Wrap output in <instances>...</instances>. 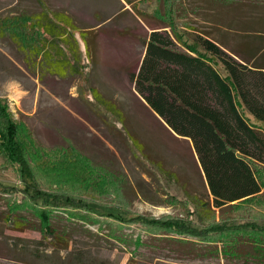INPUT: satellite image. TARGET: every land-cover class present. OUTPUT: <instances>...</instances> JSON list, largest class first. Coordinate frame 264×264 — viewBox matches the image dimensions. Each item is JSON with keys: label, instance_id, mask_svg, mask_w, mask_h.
Here are the masks:
<instances>
[{"label": "rangeland", "instance_id": "374dc122", "mask_svg": "<svg viewBox=\"0 0 264 264\" xmlns=\"http://www.w3.org/2000/svg\"><path fill=\"white\" fill-rule=\"evenodd\" d=\"M53 13L70 22L58 45L80 58L86 79L39 69L30 51L3 30L4 19L33 14L47 21ZM164 25L187 42L204 35L264 53V0H0V103L6 107L0 109V123L8 112L31 131L42 152L39 190L77 200L75 206L50 197L39 201L56 210L53 218L65 230L68 248L49 243L38 230L12 229L2 198L25 201L33 191L0 142V187L7 191H0L6 193L0 196V264H67L70 251L79 250L93 264H264V258L243 262L232 256L233 243L201 241L146 220L177 217L200 228L258 217L264 225V167L257 166L263 189L252 201L222 209L195 205L206 198L208 186L191 141L171 131L130 81L144 39L152 27ZM70 144L75 155L68 152ZM87 157L117 181L100 178ZM87 203L95 212L87 211ZM82 215L88 219L80 220Z\"/></svg>", "mask_w": 264, "mask_h": 264}, {"label": "trees", "instance_id": "16d2710c", "mask_svg": "<svg viewBox=\"0 0 264 264\" xmlns=\"http://www.w3.org/2000/svg\"><path fill=\"white\" fill-rule=\"evenodd\" d=\"M53 14L54 18L46 15L47 21L33 14L4 19L3 30L30 51L39 69L58 75L76 72L86 79L80 58L74 59L58 45V39L69 33L70 22L62 14ZM167 27H152L143 41V56L137 67L129 71V79L142 100L168 128L191 141L208 186L206 198L195 200V205L222 209L234 202L238 206L252 201L263 189L257 166L264 167V53L258 55L246 45L231 48L204 35L187 42L178 31L172 33ZM80 34L87 44L85 31L80 30ZM91 94L102 103L98 91L91 90ZM1 108L6 107L0 103ZM4 117L6 122L0 123L1 148L16 165L20 180L33 191L25 201L2 198L7 202L4 219L14 230L35 229L49 243L68 248L65 230L53 218L57 216L56 210L41 206L39 201L41 197H50L63 200L64 206H75L77 200L72 194L39 190L42 152L25 124L13 122L8 112ZM70 148L68 152L75 155L77 151L72 144ZM87 159L104 181L110 176L117 181L116 174ZM112 185L119 195L118 185ZM0 191L7 192L1 187ZM1 192L0 196L4 197L6 193ZM84 206L88 212H95L88 203ZM31 215L39 218L38 221ZM146 220L201 241L233 243L234 249L229 247L232 256L245 258L243 262L248 258H264V225L258 222V217L233 224L214 221L200 228L177 217ZM70 254L67 264H93L84 258L82 250ZM225 264L236 263L229 260Z\"/></svg>", "mask_w": 264, "mask_h": 264}, {"label": "water", "instance_id": "95a60500", "mask_svg": "<svg viewBox=\"0 0 264 264\" xmlns=\"http://www.w3.org/2000/svg\"><path fill=\"white\" fill-rule=\"evenodd\" d=\"M155 112V111H154ZM156 113V112H155ZM157 114V113H156ZM158 115V114H157ZM158 117H160L159 115H158ZM161 118V117H160ZM162 119V118H161ZM177 135V134H176ZM179 136V135H178ZM184 138H187V137H184Z\"/></svg>", "mask_w": 264, "mask_h": 264}, {"label": "built area", "instance_id": "2783aa9c", "mask_svg": "<svg viewBox=\"0 0 264 264\" xmlns=\"http://www.w3.org/2000/svg\"><path fill=\"white\" fill-rule=\"evenodd\" d=\"M0 138H1V133H0Z\"/></svg>", "mask_w": 264, "mask_h": 264}]
</instances>
